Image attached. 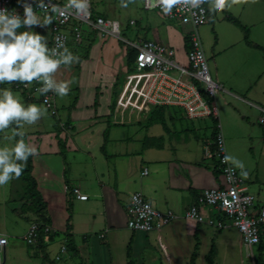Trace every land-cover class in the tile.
Masks as SVG:
<instances>
[{
	"label": "crops",
	"instance_id": "obj_1",
	"mask_svg": "<svg viewBox=\"0 0 264 264\" xmlns=\"http://www.w3.org/2000/svg\"><path fill=\"white\" fill-rule=\"evenodd\" d=\"M207 9L209 11L208 6ZM154 11L148 10V29L152 31V37L145 32L141 37L172 45L171 38L176 31L164 24L161 12ZM89 34L86 31L87 40L82 44L71 40L70 45H85ZM50 39L51 31L48 43ZM186 43L185 40L187 50ZM245 44L249 55L257 56L253 50L263 49L260 44L261 48ZM128 52L127 48V55ZM233 57L230 58L231 63L224 62L225 77L222 75L219 80L222 92L239 100L244 107L246 103L262 112L260 107L264 106L254 101H264V69L260 70L258 62L252 65V60L248 59L239 83H235L228 72L239 71L237 64L240 58L237 54ZM89 59L93 64L98 62L95 57ZM181 60L186 62V57L181 56ZM94 73L97 74L96 71ZM97 77L87 93L80 90L82 96L71 105L75 109L69 117L53 124V138L50 141L42 139L41 152H38L40 147L36 148L32 172L39 189L45 191L43 197L49 206L47 217L53 222L55 235L54 238L44 237L41 248L35 245L32 251L26 250L31 260L28 264H42L40 259L47 261L51 244H56V255L61 254L59 261L63 264H154L155 260L161 264H184L186 261L196 264L199 260L197 255L208 239L222 249L233 245L230 232L241 234L236 228L219 231L184 217L185 211L196 202L202 190L223 183L212 154L217 119L210 117L213 124V129H210L202 122L194 124L191 120L195 118H189L185 112L181 118H187L191 125L183 126L178 121V114L170 111L171 107L149 109L143 103L137 105L136 100L135 104L127 103L121 113V94L115 83L119 72L106 69L103 76ZM56 79L61 81L62 76ZM98 79L104 84H99ZM103 85L111 86L113 95L118 96L113 113H110L107 88L100 92L102 106L99 104L97 108L95 98H99V88ZM58 98L62 105L70 100L67 96ZM218 110L223 130L219 107ZM227 112L225 109L226 118ZM203 118L206 117L198 119ZM196 128L201 129L200 134L192 132ZM145 171L147 173H143ZM46 180L52 181L53 186H43ZM74 187L79 188L81 198L73 192ZM135 192H141L161 210L175 211L179 218L169 226L150 233L132 231L127 226V206L131 194ZM100 232L106 233L104 239L98 237ZM94 233L97 235L93 236ZM0 234L8 236L3 231ZM25 234H22V239H25ZM67 237H70L71 249L61 253L60 247ZM9 245L8 239L0 252V264L19 262L13 254L8 257L9 250H15ZM257 250L260 256H264V235ZM212 252L203 257L210 260Z\"/></svg>",
	"mask_w": 264,
	"mask_h": 264
},
{
	"label": "rangeland",
	"instance_id": "obj_2",
	"mask_svg": "<svg viewBox=\"0 0 264 264\" xmlns=\"http://www.w3.org/2000/svg\"><path fill=\"white\" fill-rule=\"evenodd\" d=\"M91 2L93 10L104 14L105 18L120 31L122 39L109 35L103 36L101 33L87 27L86 31L90 34L85 45L76 47L77 45H70L71 42L69 43L68 49L79 57V62L73 63L70 67L62 65L56 73L55 78L58 77L59 79V76H62L61 81L68 82L70 86V91L66 95L70 100L64 103V105L61 104L58 96H55L58 109L56 114H53L52 110L39 100V95H36L34 99L31 97V93L29 95L27 91L13 87L12 84H0V88H11L14 94L25 105L35 103L46 109L45 115L36 124L31 126L25 125L24 129H22L26 134L25 141L30 143L35 149H39L40 147L38 152H41L40 142L43 138L49 141L50 138H53V124L59 119L64 120V118H68L69 113L75 109L71 105L76 103L78 98L80 99L82 96L80 95V90H82V93L84 91L87 93L89 86L94 84L93 81L98 78L97 76H103L106 73V69L119 72V79H116L115 83L117 84L118 92L121 94L120 112L123 113L127 107V103L135 104L134 100H136L137 105L138 103L142 105L141 99L147 77L144 73L134 69V61L130 62L127 59L126 49L128 48L129 51H132L134 48L126 43L123 38L131 41L139 40L144 35V32L148 37H152V31L148 29L149 12L144 8V0H134V2L128 4L127 8L119 6L120 0H91ZM207 6L209 8L208 4ZM155 11L158 12V10ZM228 14L238 18L242 24L248 26L249 38L263 46V49L253 50L257 56L247 53V49L249 48H247L244 41L245 32L239 25L227 18ZM160 15L163 17L164 24L169 25L171 30L176 31V34H173L171 38V43L178 54L177 60L182 61L181 56H187L185 40L192 31V26L191 24H182L178 20H171L165 15ZM210 15L211 17L208 22L199 27V32L207 56L210 74L214 81L221 84L219 80H221L222 75L224 76V62L231 63L230 58L234 59L235 57L233 56L236 54L240 58L239 64H237L239 71L236 73L228 72L230 74L229 77L234 79L235 83H239L241 72L248 59L252 60V65L258 62L260 70L264 69V0H241V3L238 5L226 8L223 12H210ZM131 20L138 21L139 23L136 25L130 24ZM40 22L41 26H33L31 30L43 35L48 43L50 36L49 24L45 25L44 21ZM25 30L28 29L21 28L18 31ZM92 57H95V60L98 62L93 64L89 59ZM98 81L99 84H104L101 79H98ZM83 87L86 88L83 89ZM105 88L110 93V113H113L118 96L113 95V88L111 86L103 85L99 88V98L97 96L95 98V101L98 102L97 108L99 104L102 106L100 97ZM95 92L96 90L94 91V95ZM216 102L221 112L220 118L223 122V132L228 155L244 163L248 176L247 178H242L249 185L250 192L264 202V123L260 120L264 114L249 104L245 103L246 107H244L240 104L239 100L225 94L222 90L217 91ZM254 103L264 106V101H254ZM169 109L172 113L178 114V121L183 126L191 125V121H194L193 123L196 125L202 122V125L213 129L210 117L203 119L195 118L189 121L187 118H181V114L185 115L184 109L179 107H171ZM225 109L226 112L228 110L227 118L224 113ZM196 131L199 134L201 133V129L199 128L192 129V132L196 133ZM2 134L0 146L11 144L12 142L5 140L4 137L6 135L10 136L12 129L5 130ZM32 159L35 161V156H32ZM26 165L27 162L24 163L23 168ZM238 170L240 174V169ZM42 184L47 188L53 186V182L47 180L43 181ZM25 186L26 183L21 175L18 179H13L7 185L0 187V231L6 232L10 242L9 248L15 249L13 252L9 250L8 257L13 254L12 256L17 261L24 262L21 264L31 262L28 259L29 255L27 251H32L35 246L29 244L26 238L22 239L24 236L22 234L27 233L30 226L37 219L33 212H23L20 209ZM39 191L42 195L45 192L41 189ZM51 225L53 227V222H51ZM230 234L233 245H226L225 249H222L220 245L217 247V243L214 244L212 239L204 242L200 254L197 255L199 260H196V264H254L256 262L257 264H264V256H260L257 250L258 245L251 249L244 242L241 234L238 235L236 232H230ZM95 235L97 233H94L93 236ZM12 243H14V246H12ZM211 250H213L211 259L204 258L203 255L209 254ZM56 252V244H51L48 247L49 259L47 261L40 259L39 262L42 264H63L59 260H55ZM154 264L161 263L159 260H155ZM184 264L189 263L186 261Z\"/></svg>",
	"mask_w": 264,
	"mask_h": 264
},
{
	"label": "built area",
	"instance_id": "obj_3",
	"mask_svg": "<svg viewBox=\"0 0 264 264\" xmlns=\"http://www.w3.org/2000/svg\"><path fill=\"white\" fill-rule=\"evenodd\" d=\"M25 3L31 5L40 21L51 20V39L48 46L50 49L56 47L58 40L62 41L66 47L71 40L82 44L87 40L85 29L87 27L103 36L109 35L122 39L120 31L105 16H95L91 0L89 9L82 14L66 9L67 0H0V10L15 11L23 17ZM144 8L149 11L158 10L169 19L178 20L182 24H191L192 31L186 37V62L177 60L178 54L172 45L143 37L134 41L123 38L135 50L134 69L147 77L142 103L149 109L181 107L191 119L211 116L217 119L212 154L216 159L223 183L220 186L202 190L197 195L196 202L185 211L184 217L207 224L219 231L234 227L241 233L244 242L253 249L260 244L264 235V202L250 192L249 185L240 176L238 169H233L231 173L228 171L233 166L224 160L228 152L216 102L217 91L223 90V86L214 81L210 74L199 32V27L209 20L207 6L202 4L200 8L184 11H178L177 7H173L171 14H165L155 0H144ZM130 24L136 25L137 21L131 20ZM16 87L27 91L29 95L31 93L34 99L36 95H39V100L51 109L53 114L58 112L54 92L46 95L39 94L36 91L38 87H41L38 82L34 81L27 86L16 83ZM260 109L264 114V108L260 107ZM260 120L264 122V116ZM73 192L78 198L82 197L78 187H74ZM133 197L138 202H133ZM127 215L128 228L143 233L162 229L179 218V215L171 209L161 210L155 207L141 192H135L130 196ZM41 231L49 235L54 232V229L51 224L36 221L25 235L28 243L36 244ZM104 235L102 232L99 237ZM7 242L8 238L0 234L1 253ZM66 251V244L62 245L61 252ZM56 259L60 260L61 255H56Z\"/></svg>",
	"mask_w": 264,
	"mask_h": 264
},
{
	"label": "clouds",
	"instance_id": "obj_4",
	"mask_svg": "<svg viewBox=\"0 0 264 264\" xmlns=\"http://www.w3.org/2000/svg\"><path fill=\"white\" fill-rule=\"evenodd\" d=\"M132 2L134 0H120L119 6L127 8ZM155 2L162 7L165 14H171L173 7H177L178 11H184L200 8L204 3L209 5L210 12L216 13L240 4L241 0H155ZM89 7L90 0H67L65 5L66 9L73 10L76 14L86 12ZM49 23L50 19L44 21L45 25ZM33 26H41V22L29 3L24 4L23 17L15 11L0 10V84L20 83L27 86L35 81L41 85L36 89L39 94L54 92L57 96L64 97L68 95L70 86L66 81H58L55 78L56 73L62 65L70 67L73 63L79 62V57L59 40L56 47L50 49L45 37L31 30ZM21 28L28 30L18 31ZM45 113L46 109L42 106L22 103L11 88H0V133L12 129V134L4 137L12 143L0 146V186L18 179L29 156L36 154V149L25 141L22 129L25 125L36 124ZM224 160L233 166L228 170L230 173L233 169H240L241 177L247 178L248 173L242 161L228 155ZM133 202H138L135 197Z\"/></svg>",
	"mask_w": 264,
	"mask_h": 264
},
{
	"label": "trees",
	"instance_id": "obj_5",
	"mask_svg": "<svg viewBox=\"0 0 264 264\" xmlns=\"http://www.w3.org/2000/svg\"><path fill=\"white\" fill-rule=\"evenodd\" d=\"M93 13L95 14V16L96 15H103V14H100V13L94 11V10H93ZM103 16H105V15H103ZM227 18L229 20H231L232 22H234L235 24L239 25L244 30V32H245L244 40L248 45L254 46L256 48H261V46L259 44L250 40L248 27L243 25L238 18L232 16L231 14H228ZM186 42H187V39H186ZM186 45H187V43H186ZM135 56H136V54H135L134 49L132 51L128 52V60L130 62L134 61ZM12 86L16 87V83H13ZM23 93L26 94L25 92H23ZM157 108L158 107H156L155 109H157ZM215 134H216V132H215ZM2 136H3V134L0 133V141H1ZM24 138L26 139V134H25ZM17 139H19V137H17ZM61 144H62V142H61ZM63 146H64V143H63L62 147ZM32 170H33V159H32V156H29V158L27 160V165H26V167L23 168V172H22V177H23L24 182L26 183V186H25L24 195L21 198L20 209L23 212H33L35 214V216L37 217L36 221H40V222L45 223V224H51L50 217H47L48 203L38 189V182H37V179L35 178V176L32 174ZM217 217H219V216H217ZM68 226H70V223L68 224ZM103 233L105 234L104 237H99V234H98V237L100 239L105 238L106 233L105 232H103ZM54 235H55V232H53L49 235H45V234H43V231H41L39 233L37 243L32 244V245H36L37 247L39 246L41 248L42 244H43V238L49 237V236H50V238H54ZM69 238L67 237L66 242L64 244H62V245L66 244L67 251H69L71 249V243L69 242ZM196 247H197V245H196ZM60 252H61V247H60ZM61 253H64V252H61Z\"/></svg>",
	"mask_w": 264,
	"mask_h": 264
}]
</instances>
